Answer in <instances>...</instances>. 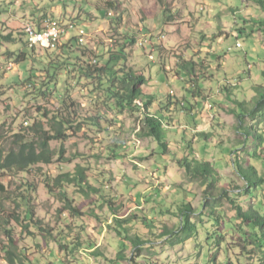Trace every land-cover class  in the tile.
Masks as SVG:
<instances>
[{"label": "rangeland", "instance_id": "rangeland-1", "mask_svg": "<svg viewBox=\"0 0 264 264\" xmlns=\"http://www.w3.org/2000/svg\"><path fill=\"white\" fill-rule=\"evenodd\" d=\"M38 2L45 7V12L60 15L63 11L70 19L79 17L75 25L79 29L77 32L84 31L83 43L98 57L112 49L116 43H123L126 34L134 35L137 44L127 48L128 65L145 73L148 80L144 88L146 93L154 95L158 99L156 106L162 108L168 95L179 100L185 97L190 99L195 107L192 110L196 114V121L191 113L181 108L174 110L171 115L173 120L169 121L170 126H166L165 132L170 154L163 158L158 154V147L152 139L140 136L141 122L138 113H119L114 108L97 110L83 97L86 92L80 93L81 89L76 85L72 95L78 103V112L91 117L99 111H106L105 117L109 124L105 122L103 128L108 127L109 132L99 133L95 131L98 130L96 128L91 130L87 126L82 127L76 136L73 135L65 142V159L72 163L58 164L55 156L52 164H39L31 168L29 174L0 176V182L7 187V193L0 198V264H9L5 254L6 248L11 245L9 235L14 238L19 249L26 250H22L25 253L22 262L17 261L16 264H29L26 261L28 259H36L33 264H50L57 258L63 264H128L116 260L121 244L116 232L110 228L115 225L111 209L106 206L95 207L96 197L93 195L91 198L78 200V206L85 216L75 219L65 211L58 198L45 188V175L57 177L61 173L73 172L78 166L87 168L93 175H103L109 187L106 193L115 207L118 206L121 217L135 215L139 220L148 219L153 222L157 228L151 234L144 228H141V233H145L143 237L147 241H159L163 229L175 230L179 226L180 222L169 213L177 212L184 201L190 202L197 213L201 211L204 199L202 181L188 178L184 169L177 164L186 155L185 150L190 143L192 149L187 154L192 159L213 163L222 176V182L213 195L222 205L218 210V214L223 217L221 221L229 223V226L222 235L223 244L219 248L215 244L210 253L216 255L218 264H261L258 255L249 254L250 249L244 250L241 246V232L235 212L226 198H220L223 190L227 189L229 197L239 199L246 210L253 206L264 213V187L253 191L248 197H237L232 192H240L239 189H243L245 185L234 171L229 153L231 149L242 147L239 152L245 166L255 165L264 176V118L259 124L260 137L255 139L256 142L248 141L244 144L245 139L235 130L237 119L232 111L236 104L226 99L227 92L222 90L224 83L232 82L236 85L232 88L233 99L247 102L254 97L252 87L262 81L264 35L256 32L251 39L239 36L240 31H237L242 21L249 23L252 19L264 18V14L258 11V5L249 0H107L106 2L113 3V8L108 10L105 20L95 8V5L102 3L98 0H64L65 6L53 9L46 6V0H0V26L5 24L4 34L12 33L20 37L31 25L37 27L33 23H40L38 18L34 21L28 15L35 10L34 13L38 12V6H34L35 10H32L33 5ZM42 9L39 17L42 16ZM44 23L42 21L41 27ZM243 28L246 33L252 29L249 24H245ZM0 31L3 33V30ZM151 41L155 45L154 50ZM21 47L19 43L2 46L0 55L7 49L18 50ZM36 56L43 61L46 57H43L40 50ZM193 57L199 61L195 73L201 79L203 96H199L197 101L185 90L192 87L191 79L180 72L177 66L178 62L190 61ZM93 60L95 62V58ZM6 61L7 57L0 56V73L4 71L7 74L4 77L8 86L4 90L5 96H0V151L8 152L17 139L15 136H29L26 131L21 133V124L24 123L26 128L30 127L32 119L38 116L36 112L39 108L57 110L58 99L51 97L45 101L32 100L28 103L29 99L22 96L19 87L13 86L12 90L9 86L20 75L25 81L29 75L37 76L39 72L31 74L24 65L19 66L12 60L9 63ZM10 65L14 66L9 71ZM241 75L242 81L239 79ZM66 87V81L61 79L58 90L63 93ZM30 119L31 123L27 126L25 123ZM199 133L212 135L211 142L197 138ZM117 144L125 146L118 150L117 147L121 146ZM256 146L263 156L252 157ZM50 147L57 151L60 143L51 141ZM13 149L16 150L17 147ZM111 150L120 151L121 156L111 155ZM102 179L100 177L101 181ZM26 182L34 186L33 191L35 189L30 198L35 219L41 222L40 227L49 234L29 229L35 235L34 238L24 228L22 220L25 207L20 200L18 188ZM69 193L71 194V190ZM96 216L100 218L97 219ZM193 220L199 225L201 234L199 239L193 240L195 244L175 248L164 243L157 244L158 253L154 251V257L166 264H207L204 255L206 251L204 248L199 251L195 245L201 241L207 247L206 237L202 234L206 231L214 232L215 224L207 215L194 216ZM78 227L90 236L88 240L83 233L85 242L92 241L96 248L90 249L85 245L84 248L87 249L64 260L58 254L56 239L75 236ZM129 235L133 236L134 232L131 231ZM17 253L21 255L19 250ZM130 253L131 248L127 251L128 255Z\"/></svg>", "mask_w": 264, "mask_h": 264}, {"label": "trees", "instance_id": "trees-1", "mask_svg": "<svg viewBox=\"0 0 264 264\" xmlns=\"http://www.w3.org/2000/svg\"><path fill=\"white\" fill-rule=\"evenodd\" d=\"M100 5H95L98 13L107 20L108 10L113 8V3L106 2L107 0H98ZM258 5V11L264 14V0H249ZM46 6L49 8H55L65 6L64 0H46ZM44 4V3H43ZM34 6L40 7L37 13ZM103 6V7H102ZM41 2L35 3L32 10H35L29 17H33L34 21L37 17L40 23L36 22L37 29H41L42 21L49 20L58 21L60 25L74 24L76 25L78 19H70L65 12L55 14L53 12H45ZM42 9V16L39 17L40 10ZM106 17V18H105ZM120 19V18H119ZM121 20V19H120ZM114 21V20H113ZM32 23V21H30ZM115 22V21H114ZM245 24L251 26V32L246 33ZM2 23L0 30V49L2 46L12 45L19 43L22 47L18 50L7 49L0 56L7 57V61H14L19 66L26 67L29 72H39L36 75H29L28 78L23 81L21 75L18 76L13 86L19 87L22 96L25 99H29L28 103L33 101H45L49 98H55L58 102L57 110L49 111L46 108H39L37 115L34 117L33 123L30 127L26 128L24 123L21 124V133L27 132L29 136L20 137L15 136L16 141L13 142V147L10 151H0V176L22 173L24 175L29 174L30 169L39 165H50L53 163V157L56 156L58 164H69L71 161L65 159L64 147L65 142L76 136L82 127L98 129L99 133H108V127H104V123H108L104 113L98 112L91 117H85L77 110L78 103H76L72 93L75 90V86H78L80 93L86 92L83 95L87 98L91 106L96 107L97 110H109L117 109L119 113L130 112L132 114L138 113L140 115V136L143 138L152 139L157 147L158 154L161 157L168 156L169 143L166 137V126H170L168 123L172 121V114L174 110L181 108L183 111L191 113L194 121L196 114L193 112L194 105L190 102V99L186 97L183 100H179L176 97L168 95L166 98V104L164 108L156 106L158 99L152 95L147 94L145 87L147 85V77L143 71H136L133 67L129 66V54L127 53L128 46H134L137 44V39L134 35L126 34V38L123 43H116V45L103 54L101 57L95 55L93 51L88 49L83 43V36L72 30L68 36H63L59 41L55 49L42 48L38 46H29L26 31L23 32V36L16 37L12 33L5 35L6 26ZM33 27V26H31ZM34 28V27H33ZM242 28V29H241ZM28 29V28H27ZM25 30V29H24ZM240 31L239 36L251 38L256 32H260L264 35V18L252 19L248 21H242L240 27L237 29ZM74 32V34H73ZM152 42V41H151ZM155 45L152 42V49ZM40 50L45 57V60L38 59L36 56ZM95 58V62L93 60ZM221 58V57H220ZM100 60V61H98ZM199 61H196L195 57L190 61L182 60L178 62V69L180 72L191 79L193 84L190 89H185L190 94L191 98L196 100L201 96V85L199 75H196L195 69L198 66ZM202 69L205 66L200 64ZM38 67V68H35ZM246 71H244L245 73ZM6 73H0V96H5V89L8 88ZM262 75V81L255 84L252 87L254 97L250 101H238L233 99L232 82L224 83L222 90L227 92L226 99L236 104V108L232 111L233 115L237 119L235 130L245 139L246 144L248 141L256 142L255 139L260 137L261 120L264 118V72ZM64 79L67 83L65 91L61 93L58 90L60 80ZM184 79V78H183ZM240 81L243 80L242 75L239 77ZM237 81V80H233ZM70 82H72L70 84ZM24 85V86H23ZM25 103V101H23ZM27 110V109H26ZM167 114V115H165ZM168 119H166L167 117ZM29 117V115H27ZM190 118V117H189ZM31 119L26 121V125H30ZM112 123V122H111ZM109 124V123H108ZM197 125V124H196ZM103 129V130H102ZM22 136V135H21ZM197 138H201L204 142H211L212 135L205 133H199ZM51 141H57L60 143V147L57 151H53L50 147ZM243 144V145H244ZM121 147H117L118 150H122L125 145L117 144ZM17 147L16 150L13 148ZM191 143L186 147V155H183L182 160H179L177 164L184 169L186 176L190 179H200L202 181V187L204 188V199L202 201L201 211L197 213L196 209H193L190 202L184 201L181 206L178 207L177 212H171L170 215L174 216L180 223L175 230L163 229L158 241L145 240L143 237L145 233H141V228L148 231L151 234L157 227L148 219L139 220L137 216L131 215L130 217H121L118 206L115 207L111 201V197L106 193L109 189L106 178L102 175H93L87 168L78 166L73 172L61 173L57 177H49L45 175L44 185L49 193L63 204L65 211L69 212L72 217L79 219L84 217V213L78 206V200L91 198L93 195L96 197L95 207L106 206L111 209L113 223L115 225L110 226L114 232H116L120 249L117 254V261L127 262L128 264H166L160 262L154 257V251H156L157 244L164 243L171 248H175L180 245L190 246L196 238H200L199 225L194 223V216L207 215L212 218V222L215 224V231L205 232V245L200 241L195 245L201 251L203 248L206 251L204 254L207 259V264H218L216 255L210 253V249L213 246L219 248L223 244V233L229 226V223L222 222V215L218 214V210L222 205L219 199H217L213 192L218 185L222 182V176L219 173L217 167L209 161H199L192 159L190 154H187L188 150H191ZM241 148L231 149L230 159L232 166L237 176L243 181L245 187L239 189L240 192L234 190L237 197H248L253 194V191H258L264 187V176L260 174L259 170L253 164L245 166V161L241 155ZM244 150V149H243ZM258 146L255 147V152L252 157L263 156L258 152ZM111 155H119L120 151L116 152L111 150ZM174 155V153L172 154ZM121 156V154L119 155ZM175 156V155H174ZM100 177H103L102 181ZM33 185L25 183L24 186L18 188L20 194V200L24 205V219L22 223L24 228L28 230L30 236L32 231L29 229L42 231L43 233L49 232L46 229L40 227L41 222L35 219V212L33 211V205L30 202V198L35 192L33 191ZM6 185L0 182V198L7 193ZM71 190V194L69 193ZM231 192V193H232ZM74 194V195H73ZM230 192L224 189L220 195L222 200L226 198L231 205V209L235 212V219L239 222L238 228L240 229L241 236H239L240 242L244 250H249V254L258 255L261 259V264H264V213L256 210L255 207L250 206L247 210L243 207V203L239 199L229 197ZM99 219V216H96ZM105 220V219H104ZM152 223V225L150 223ZM112 223V224H113ZM71 230L72 228L68 225ZM78 232L75 236L56 239L58 248V254L63 256L65 260L68 257L75 256L80 250L87 249L84 246L88 245L90 249L96 248L93 242H85L82 238L87 235L85 231L78 227ZM133 231L134 235L130 236L129 233ZM84 233V235H83ZM8 234H10L8 232ZM45 236V235H44ZM51 236V234H50ZM63 236V234H61ZM147 236V234H146ZM47 236H45L46 238ZM90 240V236H86ZM8 239L11 241V245L6 248V260L9 264H16L17 261L22 262L25 256L22 250L15 245V240L9 235ZM216 244V245H215ZM40 246V244H38ZM95 246V247H94ZM131 248L130 255L127 251ZM249 248V249H248ZM17 250L21 252V255L17 253ZM145 251L147 253L145 254ZM95 252V251H94ZM200 253V252H199ZM94 254V253H93ZM58 259V258H57ZM51 261L50 264H63L60 259ZM36 259L26 260L29 264H33ZM39 262V261H38ZM24 264V263H22ZM232 264V263H228Z\"/></svg>", "mask_w": 264, "mask_h": 264}, {"label": "built area", "instance_id": "built-area-1", "mask_svg": "<svg viewBox=\"0 0 264 264\" xmlns=\"http://www.w3.org/2000/svg\"><path fill=\"white\" fill-rule=\"evenodd\" d=\"M70 26H74V30H76L74 24H71ZM65 29L66 28L60 27L58 21L54 20L46 21L41 30L35 27L33 29H26L29 46H38L53 50V44L60 41L61 38L65 36ZM80 34H84V31H80ZM10 68H12V66Z\"/></svg>", "mask_w": 264, "mask_h": 264}, {"label": "bare ground", "instance_id": "bare-ground-1", "mask_svg": "<svg viewBox=\"0 0 264 264\" xmlns=\"http://www.w3.org/2000/svg\"><path fill=\"white\" fill-rule=\"evenodd\" d=\"M60 27H62V28H66L65 29V36L67 35L68 36V34L72 31V30H74V26H62V25H60ZM28 29H33V27H29ZM73 34H74V32H73ZM58 43H59V41H57L55 44H53V48H55L57 45H58Z\"/></svg>", "mask_w": 264, "mask_h": 264}, {"label": "clouds", "instance_id": "clouds-1", "mask_svg": "<svg viewBox=\"0 0 264 264\" xmlns=\"http://www.w3.org/2000/svg\"><path fill=\"white\" fill-rule=\"evenodd\" d=\"M69 25H71V24H66V25H64V26H69ZM31 26H32V25H31ZM33 27H35V26H33ZM35 28H37V27H35ZM41 28H42V27H41ZM40 30H41V29H40ZM76 30H79L77 26H76ZM79 33H80V31H79ZM82 35H83V34H82ZM142 45H144V43H142ZM152 59H153V58H152ZM11 66L13 67L14 65H10V66H9V71L12 70V68H10Z\"/></svg>", "mask_w": 264, "mask_h": 264}]
</instances>
